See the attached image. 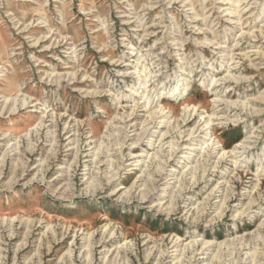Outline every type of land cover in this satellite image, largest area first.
Masks as SVG:
<instances>
[{"label":"rangeland","instance_id":"374dc122","mask_svg":"<svg viewBox=\"0 0 264 264\" xmlns=\"http://www.w3.org/2000/svg\"><path fill=\"white\" fill-rule=\"evenodd\" d=\"M0 264H264V0H0Z\"/></svg>","mask_w":264,"mask_h":264}]
</instances>
